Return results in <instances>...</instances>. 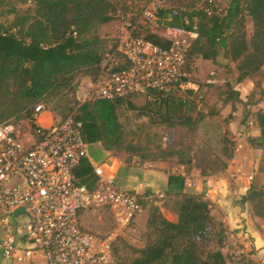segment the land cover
<instances>
[{"label": "trees", "instance_id": "trees-1", "mask_svg": "<svg viewBox=\"0 0 264 264\" xmlns=\"http://www.w3.org/2000/svg\"><path fill=\"white\" fill-rule=\"evenodd\" d=\"M16 1L29 3L33 8L19 14L14 7L7 8L5 0H0V18L13 16L8 24L0 22V122L14 116L24 118L34 132L37 128L30 122L33 108L40 102L54 103L52 109L59 111L60 116L57 121L73 115L81 123L85 143L130 156L140 152L139 148L125 144L119 122L118 109L128 99L78 102L73 96L76 88L73 83L79 74L93 79L97 76L103 49L97 31L113 21L110 2ZM189 1L172 0L176 10L157 13L159 21L166 26L198 33L188 51L189 70L198 58L219 65L218 55L222 51L226 60L236 64V83L259 74L264 67V0H230L224 10H218L214 0H205L200 8L189 5ZM245 17L252 24L249 38ZM142 31V36L137 34L139 37L160 48L168 47L159 35ZM115 47L116 44L109 52ZM178 92H169L166 98L155 101L146 99L147 105L165 115L198 110L196 101L201 96L198 89H186L180 95ZM228 93L240 102L238 92L230 90ZM250 116L259 135L248 138L247 142L251 148L264 149V113L257 111ZM224 154L227 161L232 159V153L227 154L225 150ZM174 156L181 163L179 154L163 153L161 158ZM226 168L227 162L219 173ZM74 176L78 185L89 189L97 182L87 159L74 170ZM184 184L183 176L170 175L168 178L167 194L179 197L176 222L167 221L157 208L148 206L146 245L132 264H226L220 250L223 234L228 230L211 215V202L204 193L184 192ZM244 201L254 217L264 220L262 189L252 183ZM212 245L216 249L210 247L206 251Z\"/></svg>", "mask_w": 264, "mask_h": 264}, {"label": "built area", "instance_id": "built-area-1", "mask_svg": "<svg viewBox=\"0 0 264 264\" xmlns=\"http://www.w3.org/2000/svg\"><path fill=\"white\" fill-rule=\"evenodd\" d=\"M141 17L144 23L158 22L149 10ZM159 36L167 48L139 37L136 27L126 24L115 49L102 57L85 99L155 101L169 92L196 90L187 56L198 33L166 26ZM201 101L200 96L198 109ZM30 122L37 128L34 132L24 118L0 122V264H117V236L87 230L84 215L104 212L118 231L133 232L144 205L159 208L166 194L139 195L118 187L110 156L100 165L88 159L89 144L73 115L57 121L37 104ZM252 126L249 122L243 134ZM84 159L97 179L93 189L75 181L74 170ZM131 165L143 164L133 157ZM198 181L185 180L184 186L195 188ZM201 182L207 189L213 186L211 178ZM222 246L229 264H264L231 231L224 232Z\"/></svg>", "mask_w": 264, "mask_h": 264}, {"label": "rangeland", "instance_id": "rangeland-1", "mask_svg": "<svg viewBox=\"0 0 264 264\" xmlns=\"http://www.w3.org/2000/svg\"><path fill=\"white\" fill-rule=\"evenodd\" d=\"M8 4L7 8L14 7L15 10L22 14L27 9L33 7L29 3H20L16 0H5ZM110 2L112 10L111 16L113 21L105 26L98 28L97 34L103 43L101 56L104 57L115 46L122 29L126 24L136 27L137 34L142 36L143 29L161 35L166 25L159 21L157 13L162 11H170L172 8V0H107ZM194 1V2H193ZM205 0H190L189 5L195 8L202 7ZM218 10H224L230 0H214ZM149 10L156 15L158 22L144 23L142 13ZM119 17H116V16ZM13 19L12 15H4L0 18V22L8 24ZM245 28L247 38L252 34V24L249 18L245 17ZM200 60V61H198ZM217 67L210 66V62L203 61L200 58L195 59L192 63L191 83L197 88L202 96L200 108L196 110H188L186 112H178L176 115H165L157 112V110L147 105L145 98H131L124 102L118 109L119 122L123 128L124 142L140 149L135 154L141 160L146 162L162 163L158 168L165 173L187 172L190 181L209 178L218 175L223 168V164L227 161L224 151L227 154L233 153L234 141L229 131V124L233 120L232 113L243 109L240 102L229 97L236 85L237 70L236 64L226 60L223 52L218 55ZM216 66V65H215ZM257 83L255 84L249 98L251 100H261L264 96V67L261 72L256 75ZM94 81L92 77L79 74L74 83L76 85L74 98L78 102H84L90 84ZM67 92V91H65ZM183 94V91L177 94ZM71 99V95H69ZM248 98V99H249ZM229 100V102H228ZM227 106L225 110V105ZM44 108L50 112L55 120L60 118L59 111H54L53 104L40 102ZM233 106V111H232ZM241 117L243 126L248 127L249 122H253L250 111L245 109ZM231 118L229 119V116ZM100 148L104 149L101 145ZM106 151V150H105ZM112 157L125 160L126 153L106 151ZM163 153L179 154L178 157L161 158ZM131 157L126 159L131 161ZM188 164V165H187ZM182 167L184 169H182ZM139 168V167H138ZM122 181L118 179L120 185ZM250 183H255L258 188L264 191V158L258 167L256 173ZM250 184V185H251ZM186 192L194 193L195 188L185 187ZM149 212V208H148ZM84 227L95 234L116 235L113 251L118 264H132L138 258L139 250L146 245L144 232H120L114 226L111 218L104 212L88 213L83 217ZM216 249L213 245L208 249ZM223 248V246L221 247ZM226 263L229 260L226 258Z\"/></svg>", "mask_w": 264, "mask_h": 264}, {"label": "crops", "instance_id": "crops-1", "mask_svg": "<svg viewBox=\"0 0 264 264\" xmlns=\"http://www.w3.org/2000/svg\"><path fill=\"white\" fill-rule=\"evenodd\" d=\"M210 66L217 67L211 62ZM256 83L255 75L241 83H236L233 88V91L239 94L240 105L243 106V109L239 110V107L236 106L238 111L232 113L233 120L229 124V131L234 141L232 159L226 161L227 168L222 173L209 177L213 183L211 188H205L203 183L198 181L193 194L206 192V199L211 202V215L215 220L237 236L252 252L256 260H264V220L254 217L249 205L244 201L251 184L250 181H252L250 179L258 173V167L264 158V149H254L249 146L248 138L257 137L259 130L253 125L246 136L243 134L245 126L240 121L241 117L247 113L245 109L250 111L251 115L257 111L264 113V96L261 100L249 98ZM227 106L229 107L228 103L225 105V110ZM126 157L133 159L135 156L126 154ZM126 159L120 160L110 156L109 163L115 171L118 187L134 191L139 195L156 192L166 194L165 200L157 209L167 221L176 222L179 197L167 194L168 178L170 175H180L185 180H189L187 173L184 170L178 173H165L158 168V165L162 163L146 162L138 168L131 165L132 159L131 161ZM182 169L184 168L182 167ZM118 179L123 182L121 185L118 183ZM148 208L144 205L142 211L137 215L133 231H145ZM220 251L226 259V250L221 248Z\"/></svg>", "mask_w": 264, "mask_h": 264}, {"label": "water", "instance_id": "water-1", "mask_svg": "<svg viewBox=\"0 0 264 264\" xmlns=\"http://www.w3.org/2000/svg\"><path fill=\"white\" fill-rule=\"evenodd\" d=\"M109 153L104 149L100 148L98 145L89 144L87 146V157L92 162L93 165H100L107 157ZM23 210H18L15 215L22 213Z\"/></svg>", "mask_w": 264, "mask_h": 264}]
</instances>
